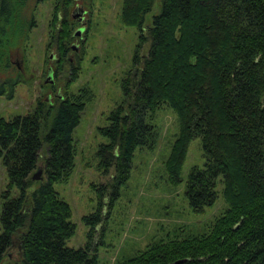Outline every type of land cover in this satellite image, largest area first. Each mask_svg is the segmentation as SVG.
Masks as SVG:
<instances>
[{
  "label": "trees",
  "instance_id": "1",
  "mask_svg": "<svg viewBox=\"0 0 264 264\" xmlns=\"http://www.w3.org/2000/svg\"><path fill=\"white\" fill-rule=\"evenodd\" d=\"M71 1H64L61 28L55 15L51 29L58 56L52 57L54 76L65 63L74 72L63 96L54 93V101L37 103L28 116L0 117V162L8 181L0 264H99L112 208L129 182L135 154L155 147L152 123L163 106L179 123L164 164L169 182L182 184L189 144L198 139L205 163L187 176L188 207L198 215L212 208L220 186L226 210L206 236L160 241L117 264H264V0H161L150 26L144 20L155 0H122L121 22L137 29L139 43L120 84L122 100L99 130L106 142L96 153L98 170L114 174L93 190L98 204L82 219L86 243L76 250L67 247L76 230L71 210L54 189L74 170V132L89 98L68 88L77 80L68 45L81 38L67 21ZM18 11V0H0V66ZM147 40L148 53L141 56ZM19 84L3 83L0 97L11 101ZM38 170L41 180L33 182ZM14 245L19 256L10 261L7 252Z\"/></svg>",
  "mask_w": 264,
  "mask_h": 264
},
{
  "label": "rangeland",
  "instance_id": "2",
  "mask_svg": "<svg viewBox=\"0 0 264 264\" xmlns=\"http://www.w3.org/2000/svg\"><path fill=\"white\" fill-rule=\"evenodd\" d=\"M18 1V17L14 31L9 32V45L4 50L0 66V86L7 81L20 83L15 87L11 101L0 97V117L6 121L30 115L37 103L48 98L54 101V93L63 96V90L74 73L65 63L62 73L53 76V87L45 85L48 69L51 68L54 75L57 71L58 56L51 29L55 15L58 17L57 29L61 28L66 0ZM76 7L85 12L84 33L79 39L73 38L68 45L77 52L70 51L67 56L77 75V80L68 88L74 96L86 93L89 98H86L80 125L74 132V170L66 183L54 187L71 210V222L76 230L67 247L75 250L86 243L87 229L82 219L92 214L98 204L93 190L106 185L114 174L111 170L108 176H103L98 170L96 153L106 142L99 136V130L107 126V118L122 100L120 84L131 68L140 37L137 29L125 27L121 22L122 0H72L67 21L73 34L81 29L71 17ZM160 8L161 0H155L151 12L145 17V26L151 25ZM142 35L147 37L144 32ZM149 46L147 40L139 52L141 56L147 55ZM52 57L57 58L52 60ZM153 119L152 124L158 133L157 143L152 150L135 154L129 182L105 226L106 245L99 249V264H117L160 241L206 236L215 220L226 210L218 186L219 196L212 208L199 215L191 212L185 199V182L192 170L204 167L200 140H192L189 144L182 165V184L173 186L164 164L179 132L178 119L166 106L160 107ZM42 167L39 163V168ZM7 185L0 162V211ZM107 203L105 199L104 208ZM18 252L14 245L7 252L8 260L15 261Z\"/></svg>",
  "mask_w": 264,
  "mask_h": 264
},
{
  "label": "flooded vegetation",
  "instance_id": "3",
  "mask_svg": "<svg viewBox=\"0 0 264 264\" xmlns=\"http://www.w3.org/2000/svg\"><path fill=\"white\" fill-rule=\"evenodd\" d=\"M77 10H79L80 11V13H82V15L80 16V17H77V18H74L73 17V14H74V12L75 11H77ZM75 11L73 12V14H72V19H74L75 21H76V23L77 24H79L80 26H81V30H83V28L82 27H84V23H83V21H84V16H85V12H83L81 9H79L78 7H76V9H75ZM80 30V29H79ZM78 30V31H79ZM77 33V32H76ZM80 37H82V36H80ZM52 60L54 59V58H51ZM49 73H51V75L49 74ZM54 71L51 69V68H49L48 69V71H47V77H46V79H45V83L46 84H50V85H54V81H53V76H54ZM49 75H50V77H49ZM59 96V95H58Z\"/></svg>",
  "mask_w": 264,
  "mask_h": 264
},
{
  "label": "water",
  "instance_id": "4",
  "mask_svg": "<svg viewBox=\"0 0 264 264\" xmlns=\"http://www.w3.org/2000/svg\"><path fill=\"white\" fill-rule=\"evenodd\" d=\"M81 15H82V13H80V11L77 10L74 12L73 17L77 18V17H80ZM81 33H82L81 31H78L75 36L80 37ZM49 74L51 75V73H49ZM50 75H49V77H50ZM41 176H42V172H41V170H38V171H36V173H34V175H32L31 180L33 182H38L41 180Z\"/></svg>",
  "mask_w": 264,
  "mask_h": 264
}]
</instances>
